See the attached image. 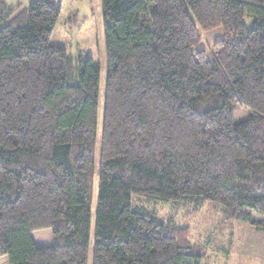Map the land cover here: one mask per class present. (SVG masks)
<instances>
[{"label":"trees","instance_id":"1","mask_svg":"<svg viewBox=\"0 0 264 264\" xmlns=\"http://www.w3.org/2000/svg\"><path fill=\"white\" fill-rule=\"evenodd\" d=\"M101 3L97 145L99 69L49 44L60 5L0 0V264H206L146 205L214 202L264 232V0Z\"/></svg>","mask_w":264,"mask_h":264},{"label":"rangeland","instance_id":"2","mask_svg":"<svg viewBox=\"0 0 264 264\" xmlns=\"http://www.w3.org/2000/svg\"><path fill=\"white\" fill-rule=\"evenodd\" d=\"M17 1V0H16ZM33 0H20L24 6ZM60 5L59 18L50 35L49 44L66 50L75 56L90 59L99 69L97 145L100 139L104 87L107 74V61L104 45V18L101 0H52ZM72 15H75L73 17ZM71 22H69V20ZM245 17L243 23L251 24ZM201 40L196 49L208 51L212 44L224 35L221 27L210 30L198 28ZM233 121L247 119L250 110L240 103L232 105ZM95 172H98V148L96 149ZM96 194V187L94 190ZM140 204H144L140 202ZM148 209L155 211L158 218L174 219L179 225L189 229V240L193 245L205 246L206 264H264V232H257L245 222H228L222 218L219 204L207 202L198 211L173 208L169 204H151ZM253 218L261 217L254 212ZM94 235V210L91 213V242ZM227 249V251H224ZM88 264H91V252Z\"/></svg>","mask_w":264,"mask_h":264},{"label":"crops","instance_id":"3","mask_svg":"<svg viewBox=\"0 0 264 264\" xmlns=\"http://www.w3.org/2000/svg\"><path fill=\"white\" fill-rule=\"evenodd\" d=\"M5 2H7L8 4H17V3H21L20 0H3Z\"/></svg>","mask_w":264,"mask_h":264}]
</instances>
